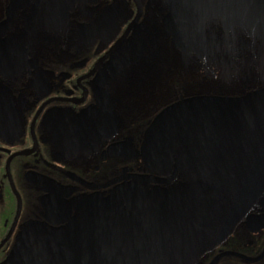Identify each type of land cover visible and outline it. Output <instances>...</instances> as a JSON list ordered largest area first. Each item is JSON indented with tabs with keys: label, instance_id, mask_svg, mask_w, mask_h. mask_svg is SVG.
Segmentation results:
<instances>
[{
	"label": "flooded vegetation",
	"instance_id": "flooded-vegetation-1",
	"mask_svg": "<svg viewBox=\"0 0 264 264\" xmlns=\"http://www.w3.org/2000/svg\"><path fill=\"white\" fill-rule=\"evenodd\" d=\"M226 3L0 0V264H264V0Z\"/></svg>",
	"mask_w": 264,
	"mask_h": 264
},
{
	"label": "water",
	"instance_id": "water-1",
	"mask_svg": "<svg viewBox=\"0 0 264 264\" xmlns=\"http://www.w3.org/2000/svg\"><path fill=\"white\" fill-rule=\"evenodd\" d=\"M236 0H226V7H228L230 10L231 9H234V7L238 6L236 5L235 3ZM241 1V7H246L247 3L249 0H240ZM237 11V10H236ZM78 233V231L74 232L71 234V236L69 237V239H74L75 238V235Z\"/></svg>",
	"mask_w": 264,
	"mask_h": 264
}]
</instances>
